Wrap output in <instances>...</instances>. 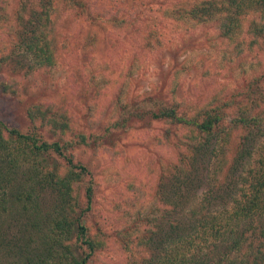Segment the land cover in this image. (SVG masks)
<instances>
[{"label":"trees","instance_id":"1","mask_svg":"<svg viewBox=\"0 0 264 264\" xmlns=\"http://www.w3.org/2000/svg\"><path fill=\"white\" fill-rule=\"evenodd\" d=\"M57 4L71 6L66 17L73 22L137 35L149 54L167 48L159 24L182 40L204 33L212 52L175 60L148 91L120 86L106 120L83 116L74 129L69 108L55 103L27 108L26 133L0 120V264H89L103 251L106 235L92 226L91 174L74 152H110L137 130L139 139L168 153L145 157L154 175L147 206L142 202L114 232L126 251L142 249L130 264H264V0H17L12 10L27 36L18 44L25 54L17 57L1 43L0 67L12 73L0 83L4 95H16L39 68L57 65L65 48L48 37ZM8 20L0 14V33ZM136 22L152 25L144 33ZM210 29L223 50L210 44ZM209 60L224 82L210 72ZM178 73L198 81L183 92ZM126 76L130 82L131 72ZM137 184L129 187L140 196L150 188Z\"/></svg>","mask_w":264,"mask_h":264},{"label":"rangeland","instance_id":"2","mask_svg":"<svg viewBox=\"0 0 264 264\" xmlns=\"http://www.w3.org/2000/svg\"><path fill=\"white\" fill-rule=\"evenodd\" d=\"M16 1L0 0V14H6L9 18L3 22L7 29L0 33V45L7 44V48L12 46L14 55L18 57L25 54L23 47H18V44L27 36L23 33L24 26L14 21L18 16L16 10H12ZM70 10V5L65 9L57 4L52 26L48 31V37L56 49L65 48L59 52L57 65L36 70L39 76L21 81L18 93L14 96L4 95L0 89V120L8 126L24 133L28 132L30 123L26 110L38 103L67 106L74 129L82 123L83 116L92 115L91 119L94 121L102 117L106 120L114 92L120 86L125 84L124 92L130 89L132 94L148 91L153 85H160V81H164L165 74H170L171 64L175 60L183 62L185 59H197L202 55L205 59L212 52L206 42V36H203L204 33L198 32L182 40V35L169 33L165 24H159L157 27L168 40L167 48L162 54L156 51L155 54H149L141 51L138 45L141 39L137 35H130L131 33L107 24L90 25L85 19L73 22L71 17H66ZM149 25L152 23L143 25L136 22L135 27L137 31V28H140L139 30L145 33L144 28ZM16 29L18 31H15ZM208 32L212 39L210 44L216 50H223L225 45L217 38L215 29ZM15 35L19 36L9 39ZM176 46L179 48L175 49ZM2 51L3 48L0 47V54ZM211 56V59H214L216 54ZM28 63L32 64L29 60ZM207 65L211 73L215 72L216 66L212 64V60H209ZM6 68L0 70V83L12 74L11 69ZM128 72H131V83L126 76ZM216 72L219 82H224L225 74L218 73V69ZM176 78V86L182 88L183 92L198 81L188 73H178ZM94 82H100L98 89L93 86ZM92 106L97 109H89ZM140 131H131L127 136H123L119 139V148L110 152L96 153L82 148L74 152V156L88 167L92 178L94 208L97 211L92 226L99 228L106 235L105 249L96 253L89 264H130L131 258L137 260L142 254V249L135 247L131 252L126 251L113 237L115 231L121 230L134 219V213L142 202L143 209L147 206L146 199H149L147 196L151 192L154 175L146 165L145 157L152 151L163 155L168 153L166 148H159L154 142L139 139ZM151 134L153 135V132ZM138 181L150 187L144 190L146 192L143 196L129 187L130 183L138 186ZM130 196H137L139 201L133 202Z\"/></svg>","mask_w":264,"mask_h":264}]
</instances>
